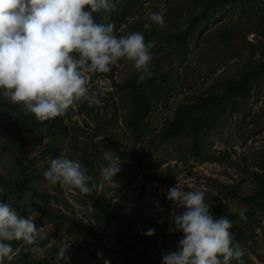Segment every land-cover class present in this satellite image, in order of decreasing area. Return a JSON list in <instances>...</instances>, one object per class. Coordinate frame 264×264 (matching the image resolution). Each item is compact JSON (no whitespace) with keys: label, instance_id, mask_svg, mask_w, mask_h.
<instances>
[{"label":"rangeland","instance_id":"obj_1","mask_svg":"<svg viewBox=\"0 0 264 264\" xmlns=\"http://www.w3.org/2000/svg\"><path fill=\"white\" fill-rule=\"evenodd\" d=\"M199 1L137 0L133 11L113 23L114 34L118 37L139 31L144 34L146 43L156 41L151 50L152 73L168 74L167 79L160 82L161 99L153 101L150 113L143 121L147 126L142 128L147 131L141 139L133 137L127 121L133 110L132 94L128 90L117 89L124 80L138 78L130 62L124 61L113 65L109 76H101L94 82L89 76L90 93L101 101L93 105V119L88 109L79 111L85 103L81 101L68 109L70 119H64V134L39 124V143L29 147L24 160V165L28 166L26 172L35 168L39 173V178L34 177L31 185L50 196L48 209L68 215L73 212L75 224L66 222L58 228L47 218L35 223L41 215L35 205L43 202L29 191L17 200L16 191L0 188V202L10 203L20 216L32 218L38 229L42 227V235L46 238L55 235L57 241L70 244L67 253L69 264H104V260L110 264H121L120 258L142 249L144 245L139 241L142 235L147 237L148 254L155 258L160 259L172 244L178 247L183 234L169 231L175 228L171 213L180 214L183 209L175 207L167 199L168 190L177 182L185 191L203 190L205 201L211 205L210 211L217 218L225 213L245 212L242 198L257 189L252 176L264 172V72L251 80L246 97L237 95L234 110L228 105L230 102L227 103L226 96L222 97L220 104H226L227 110L218 116L215 124L201 132L199 154H192L190 133L162 142L167 123L179 105L190 104L209 94L222 95L228 81L264 62V55L254 50L259 45L264 46V24L258 21L264 8L263 0H244L241 5L222 7L219 9L221 13H216L215 19L203 25L201 32L198 30L192 34L186 49L177 54V40L171 38L168 42L167 37L187 28L192 16L200 11ZM112 2L116 4L113 12L122 9L119 8L121 0ZM113 12L105 14L101 10L99 23L113 22ZM155 12L163 13L165 27L153 25L151 29H144L148 14ZM221 26L230 32L226 40L219 35ZM219 105L199 110L197 115L211 119L221 108ZM18 115V111H13L11 117L6 118L4 124L7 129H12V121H19ZM2 132L0 128V175L3 181L13 183L19 179L22 170L17 160V139H22V133L11 130L4 135ZM49 142L53 145L50 151H46ZM111 153L119 157L121 171L113 178L114 182L105 183L103 192L98 195L110 203V210L116 205L114 209L121 217L114 222L126 227L124 234L131 248L120 244L115 236L110 240L90 236L86 231L89 227L100 233H107L112 228L107 226V217L95 205L93 196L81 195L78 190L59 184L50 186L43 175L51 159L64 156L79 160L88 169V174L93 179L97 177L99 182L100 166L107 165L106 156H111ZM134 153L141 154L142 166ZM258 201L264 205V199ZM89 202L93 207L91 211ZM257 221L259 223L252 225L253 236L248 235L247 229L245 240L238 241L231 234L233 243L244 249V257L249 258L252 264H264V210L257 211ZM149 225L155 230L151 237L143 232ZM236 225L245 227V223L239 221ZM161 232L166 235V240L159 236ZM23 245L20 242L10 254L11 259L5 258L3 264H23L19 254ZM56 250V246L49 250L52 256L30 252V259L37 264H52ZM98 253H102V258H98ZM231 264L238 262L233 260Z\"/></svg>","mask_w":264,"mask_h":264},{"label":"clouds","instance_id":"obj_2","mask_svg":"<svg viewBox=\"0 0 264 264\" xmlns=\"http://www.w3.org/2000/svg\"><path fill=\"white\" fill-rule=\"evenodd\" d=\"M115 8L112 0H0V97L44 123L63 116L76 102L101 103L90 93L89 76L92 82V74L108 73L120 61L130 62L138 82L150 79L156 41L146 43L139 31L118 37L113 22L99 23L101 10L109 14ZM147 20L146 30L165 27L161 12L149 13ZM111 154L106 156L107 165L100 166L99 182L79 160L64 156L50 160L44 179L50 186L59 184L81 195L100 194L121 171L119 157ZM167 199L183 209L171 213L175 228L169 231L183 235L178 250L166 252L162 264H231L233 260L243 264L244 249L233 243L232 221L212 215L203 190L185 191L177 182ZM88 206L93 210L91 202ZM240 218L246 219L243 214ZM154 233L149 229L146 235ZM44 239L42 227L38 229L32 218L0 202V264L11 259L13 241H22L33 254L49 256L56 246L52 264H69L70 244L52 239L41 246ZM97 255L102 258V253Z\"/></svg>","mask_w":264,"mask_h":264},{"label":"trees","instance_id":"obj_3","mask_svg":"<svg viewBox=\"0 0 264 264\" xmlns=\"http://www.w3.org/2000/svg\"><path fill=\"white\" fill-rule=\"evenodd\" d=\"M243 1L244 0H200V11L196 15L192 16L191 20L188 22L187 28L177 33L176 35L169 34L166 41L171 42V38H175L177 40V47L175 52L177 54H181L186 49L188 38L198 30L201 32L203 29V25L215 19V14L221 13L219 9L225 6H231L236 3L241 5ZM136 2L137 0H121L119 8L122 9L111 14L114 18L113 23L119 18L124 19L127 12L133 11V6L136 4ZM262 9V16L258 21L261 24H264V8ZM219 29L221 30V33L219 34L220 37L225 40L230 37V32H226L227 28L221 26ZM254 50L259 51L262 56L264 55L263 45L255 47ZM262 72H264V62H260V65L255 69L242 72L237 79L228 81L225 85V93H223L222 95L209 94L206 97H200L197 101H194L190 104L179 105L176 108L172 118L167 123V126L163 132L162 142L167 143L171 139L179 138L181 135L190 133L193 144L192 154H199V138L201 137V132L205 129L207 130L208 128H210L212 124H215L218 116L223 114L225 110H227L226 104H220L222 101V97L226 96L227 103L230 102L228 105L233 106L231 110H234V106L236 104L235 98L237 97V95H240L241 98L246 97L249 92L251 80L257 78ZM91 76L92 82H94V80H96L100 76H109V74L98 73L92 74ZM167 77V73H163L162 75L152 73V77L143 83L138 82V78L135 80L126 79L117 86L118 90H128L132 94L133 110L131 112V116L127 119V121L132 128L133 137L137 140L141 139L143 137V133L147 131V129L142 128V126H147V123H143V121L146 117H148L153 101L157 102L161 99L162 87L160 85V82H164ZM231 100L233 105H231ZM219 104L221 105V108L217 111L216 114H214L211 119H203L197 115V112L199 110L209 107H216ZM84 109L89 110V112L91 113V118L93 119V106H89L85 101L84 105L82 107H79V111ZM13 111L19 112V121H12L13 127L11 130H13V132H17L18 134L22 133V139H17L19 152V158L17 160L22 170L20 172L19 179L15 180L13 183L3 181V177L0 175V188L6 189L7 191L8 189H13L14 191H16L17 200H21L23 195L27 191L34 193L38 197L43 202V204L35 205V207H37L41 213L40 217L35 221V223H40L45 218H47L48 220L56 223L58 228L63 226V224L66 222L75 224L76 220L74 218L73 212L68 215L67 213H64L62 211L53 212L48 209L50 196L35 190V188L31 185L32 179L34 177L39 178V173L35 168H32L27 173L26 171L28 166L24 165V160L29 153V147L31 145L39 143V124H42V126L45 125L49 129L54 128L58 131L59 134H64L66 130L64 119H70V112L67 110L66 113L61 117H57L54 120L46 121L44 123H39V121H37L34 116L25 113L22 110L21 106L13 105L0 97V128L3 129L2 134L4 135L11 131L6 128L4 122L7 120V117H11ZM52 145L53 144L49 142L46 147V151H50ZM134 155L136 156V161L139 162L140 166H142L143 158L141 157V154L134 153ZM47 165H49V163ZM252 178L257 184V189L251 195L242 198V203L246 208L245 212H231L223 214V216H227V218L232 221V228L230 229V231L235 235L236 240L238 241L245 240V238L247 237L245 229L248 230V235H254V229L252 225L255 223H259V221H257V211L263 212L264 210L263 203L258 201L259 199H264V172L260 174L254 173ZM97 179V177L94 178L95 181H97ZM233 195H235V193H233ZM92 196L96 200L95 205L107 217V226H110L112 228L109 227L111 231L107 233H100L97 230L89 227V229L86 230L88 234L90 236H93L94 238L105 240H110L115 236L120 244L131 248V245L127 242L124 234V230L126 229V227L122 226L121 223L115 224L116 221L114 222V220H119V218L121 217V214L117 213L116 209H114L116 205L113 206L112 210H110V203H107L95 191L93 192ZM241 214L246 217L245 220H242L240 218ZM236 221L245 223V227L241 228L240 226L236 225ZM76 225L81 229H85V227H83L82 225ZM149 229H152L151 225H149L147 229L143 230V232L145 231L146 233ZM159 236L162 240H166V235L164 234V232H161ZM54 237L55 235H51L46 239L41 240L39 243L41 244V246H43L44 244L54 239ZM139 241L144 245L142 249H140L137 253L127 254L120 258L121 264H162V256L166 252L178 250V247L172 244L170 247H167L165 249L164 253L160 255V259H158L148 254V241L145 235H142ZM20 242L22 241L11 242L13 243V250H16ZM83 245L86 247V243L83 242ZM26 247L27 246L23 245L21 251L19 252L20 259L22 260L23 264H37L35 261L30 259V252L26 251ZM92 259L94 260V257H92ZM242 259L244 264H252V261L249 258L244 257V255ZM72 264H74V262H72Z\"/></svg>","mask_w":264,"mask_h":264}]
</instances>
